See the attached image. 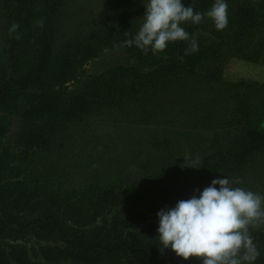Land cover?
<instances>
[{"label": "trees", "instance_id": "16d2710c", "mask_svg": "<svg viewBox=\"0 0 264 264\" xmlns=\"http://www.w3.org/2000/svg\"><path fill=\"white\" fill-rule=\"evenodd\" d=\"M65 4L0 0V264H264V77L225 75L264 64V0H193L98 74L100 40L58 44ZM136 119L187 129L143 187L94 167L100 133Z\"/></svg>", "mask_w": 264, "mask_h": 264}, {"label": "rangeland", "instance_id": "374dc122", "mask_svg": "<svg viewBox=\"0 0 264 264\" xmlns=\"http://www.w3.org/2000/svg\"><path fill=\"white\" fill-rule=\"evenodd\" d=\"M193 0H65L63 13L58 31V44L61 45L77 36L92 37L100 40L98 45L105 46L104 52L98 55L87 53V57L82 65V70L89 73L98 74L105 68L118 64H124L127 60V53L124 43L135 42H155L166 36L168 31L163 30L162 24L168 26L170 21L182 18L189 10ZM173 21V22H174ZM122 23V24H121ZM171 25V24H170ZM113 27L124 28L125 31L132 32L133 36L120 33H108ZM168 30V29H167ZM95 33V34H94ZM94 34V35H92ZM127 34V33H125ZM95 36V37H94ZM84 42V41H82ZM5 39L0 33V57L4 55ZM225 75L229 79L251 78L258 79L264 77V64L254 63L239 57L231 58L226 67ZM68 84H73L72 82ZM194 92V91H192ZM171 117L170 121H175ZM138 122V123H137ZM184 120L179 119L178 123L168 127H160L157 124L145 123L136 119L131 123L132 127L128 132L123 129H115L111 125L109 130L100 133V137L109 139V146L101 147L102 155L98 154L94 159V167L101 166L100 174H115V182L125 181L129 184L138 183L141 187L148 183L151 175L160 176V173H153L157 164L169 161L163 158V148L165 144H178L183 133L187 130L183 124ZM190 123L193 122L189 118ZM183 124L182 128L180 127ZM188 124V123H187ZM187 127H190L187 125ZM107 129V127L105 128ZM18 130V120L15 118L6 134L8 139H12ZM200 136L190 142L189 147H182L183 151L195 150L197 140H203V132ZM179 147H175L173 153H180ZM198 149V148H197ZM177 164L173 163L172 167ZM100 168V167H96ZM164 169H168L164 166ZM171 169V168H170ZM110 172H106V171ZM116 171V172H115ZM161 180H173L163 176ZM177 180H173L174 183ZM125 190V189H124ZM196 190V189H195ZM145 191V190H144ZM64 264H79L78 261L67 259Z\"/></svg>", "mask_w": 264, "mask_h": 264}]
</instances>
